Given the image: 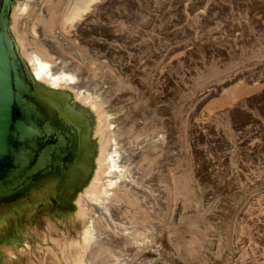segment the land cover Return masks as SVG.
<instances>
[{
    "label": "rangeland",
    "instance_id": "obj_1",
    "mask_svg": "<svg viewBox=\"0 0 264 264\" xmlns=\"http://www.w3.org/2000/svg\"><path fill=\"white\" fill-rule=\"evenodd\" d=\"M13 1L9 27L23 56L43 37L88 83L127 93L120 145L153 194L130 188L115 202L138 226V249L70 245L92 223L78 203L95 160L69 208L22 197L0 205V264H264V0H107L82 31L86 47L77 18H64L72 0L57 10L38 0L25 14L24 0ZM61 87L77 107L91 96ZM88 104L97 159L112 130L102 96ZM97 227L113 233L105 218Z\"/></svg>",
    "mask_w": 264,
    "mask_h": 264
},
{
    "label": "water",
    "instance_id": "obj_2",
    "mask_svg": "<svg viewBox=\"0 0 264 264\" xmlns=\"http://www.w3.org/2000/svg\"><path fill=\"white\" fill-rule=\"evenodd\" d=\"M13 2L0 0V203L20 198L48 176L72 174L77 187L95 153L84 109L71 104L65 90L31 81L10 32ZM39 94L46 96L54 118L36 99Z\"/></svg>",
    "mask_w": 264,
    "mask_h": 264
},
{
    "label": "bare ground",
    "instance_id": "obj_3",
    "mask_svg": "<svg viewBox=\"0 0 264 264\" xmlns=\"http://www.w3.org/2000/svg\"><path fill=\"white\" fill-rule=\"evenodd\" d=\"M61 1L62 0H53L51 3L53 5L52 7H54L55 10L59 9L61 7ZM107 2V0H72L64 18L67 21H72L77 18L75 25L78 27L80 32L77 35L82 43L80 46L86 47L84 44L85 39L84 37H81V34H83L82 31L85 32L84 30H86L87 24H89L90 21H98V15L101 13V9L105 7ZM33 3L40 4L41 2L39 3L38 0H24V5L21 8L22 14H25L26 10H28L29 6L31 4L33 5ZM57 15L58 11L56 13V16ZM117 19L115 20L117 21ZM49 22L51 23L50 20ZM20 36L22 37V35ZM40 42L42 43L40 45L44 46H39V50L28 51L26 57L18 50L34 85L39 86L42 84L40 87L44 86L52 88H62L61 86H65L67 88V86H71L77 90L83 88V90H81L82 93L80 94L91 95L90 97L85 98V100H83V96H79L80 99L84 101L85 105L97 93L99 96H102L108 106V125L113 131H111V136L107 138V140H110L111 143L109 151L107 149V143L104 142L102 148L100 149L101 152L98 154L96 159L97 163L94 168L97 175H95L91 180V185L89 189L87 188L85 190V194L81 193V195H85V197L82 196L83 198H80L78 203L79 206L82 207L85 205L87 208V212L85 210L86 208L80 209V215L84 216V214L87 213L90 215L89 217H91L92 223L84 232L83 243L72 242L70 245H83V247L91 245V248H94L95 245H119L120 243H126L130 244L127 245V248L132 250L138 249L142 245V240L137 236L139 235L137 232L138 226L130 225L132 224V221L123 220L121 214L117 211V205H115V202L120 197L125 196L122 192L125 193L126 189L131 188L135 192L137 190L144 195L147 194L148 196H152L153 194L149 188L142 186L140 182L137 181V177L130 174L129 170L131 166L129 165V160H131L133 153L128 149L125 143L123 146L120 145L122 144L121 130L122 128H125L122 123L124 119L122 113V102L128 99V95L124 92L117 95L114 91H112L111 87L104 83V81H101V83L96 81L92 82L94 84L88 83L83 77L84 71L80 70L75 62L65 59L64 57H60L55 47L51 45L53 42L51 43V41L49 42V40L43 37ZM96 42L101 43V45H105V43L100 40H96ZM186 45L187 44L183 45V49H185ZM89 49H93L92 45H89ZM92 72L93 71H91V73ZM232 93L233 91L231 93L229 91L230 96H232ZM107 96L109 97L107 98ZM159 132L160 130L151 132V141L153 143L157 141L160 142L162 140V134ZM99 172L101 173L99 174ZM84 181L80 182V186ZM103 218H105L110 224L113 229V233L109 234L103 231L101 232L98 227V230H96L98 221ZM79 261L80 258H78V256L75 257V263H78Z\"/></svg>",
    "mask_w": 264,
    "mask_h": 264
},
{
    "label": "flooded vegetation",
    "instance_id": "obj_4",
    "mask_svg": "<svg viewBox=\"0 0 264 264\" xmlns=\"http://www.w3.org/2000/svg\"><path fill=\"white\" fill-rule=\"evenodd\" d=\"M52 89L56 90V89H63V88H52ZM45 98H46V96L43 94H39L36 96V99L39 102H41V104L45 107L49 116L54 118L53 110L48 106V104L45 101ZM77 99L81 102L82 108L84 109L85 113L89 116L90 125H91L93 118L95 119L94 109L89 104L85 105L84 101L81 100L80 98H77ZM54 100L59 104L60 108L63 110V103L59 100H56V99H54ZM95 160H96V157L94 159V154H93L92 165H91V168L89 170V173L87 174L86 178H83L81 180V182L84 181L85 179H87L88 177H90L91 171L93 169L92 166L94 165ZM72 179H73L72 174H69L64 179H61L58 176L45 177L42 180H40L36 186L29 189L21 197L23 199L25 198V200H27V202H35L37 200H43V203H41V205H44L45 202L47 201L51 206H55L58 208H65L66 203H70L71 197L75 194L76 190H78L81 187L80 184L77 187L74 186ZM77 199H76V202H77ZM2 203H5V202H1L0 205ZM0 212H1V210H0Z\"/></svg>",
    "mask_w": 264,
    "mask_h": 264
}]
</instances>
